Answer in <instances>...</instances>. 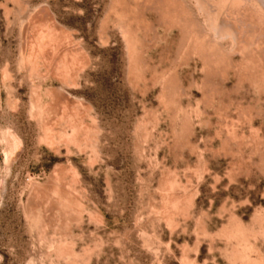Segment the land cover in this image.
I'll return each instance as SVG.
<instances>
[{
	"label": "rangeland",
	"instance_id": "rangeland-1",
	"mask_svg": "<svg viewBox=\"0 0 264 264\" xmlns=\"http://www.w3.org/2000/svg\"><path fill=\"white\" fill-rule=\"evenodd\" d=\"M0 264H264V0H0Z\"/></svg>",
	"mask_w": 264,
	"mask_h": 264
}]
</instances>
